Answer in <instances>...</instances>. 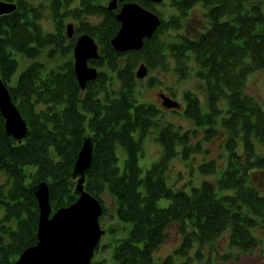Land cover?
Returning <instances> with one entry per match:
<instances>
[{
	"label": "trees",
	"instance_id": "trees-1",
	"mask_svg": "<svg viewBox=\"0 0 264 264\" xmlns=\"http://www.w3.org/2000/svg\"><path fill=\"white\" fill-rule=\"evenodd\" d=\"M4 1L18 7L0 16V75L29 131L23 141L16 140L6 132L0 112V178H5L0 180V264H13L38 242L37 184L48 183L53 212L78 199L73 171L87 136H93L94 148L85 189L100 200L105 214L103 194L108 188L119 218L133 223L130 235L114 250L115 264H175V255L190 258L195 243L197 264H218L228 256L216 248L226 231L231 246L248 250L260 244L254 229L264 223V108L246 86L251 73L264 69V0H123L135 1L161 18L158 30L145 38L143 47L127 52L112 45L121 27L117 12L123 1L110 10V0H49L53 30L43 27L39 10L43 5L38 1ZM196 7L203 19L189 27L186 19L192 18ZM67 19L76 25L77 38L86 33L99 44L100 56L90 61L99 69L98 77L85 88L74 69L77 38L67 42ZM46 49L50 54L61 51L66 60L45 75V64L35 60L15 85L9 84L18 67L17 52L36 58ZM141 64L149 70H170L177 83L196 81L209 105L204 112L197 92L183 88L185 114L197 127L163 126L158 137L162 155L145 175L139 154L162 109L138 100L136 69ZM115 76L120 82L116 88ZM162 82L154 74L146 86ZM174 87L169 86L170 95L162 93L161 98L175 99ZM219 123L228 131L224 137L229 150L228 166L221 176L205 179L191 190L168 185L165 173L180 152L178 146L184 158L190 157L202 148V140L213 141L220 135ZM199 132L202 137L193 142ZM239 139L242 150H238ZM117 144L126 151L123 172L117 165ZM29 165L36 169L29 170ZM200 169L215 173L216 159L203 160ZM162 197L171 200L167 206L159 205ZM172 225L177 226L181 243L157 260L154 253L169 238ZM105 263L106 259L93 258L89 264Z\"/></svg>",
	"mask_w": 264,
	"mask_h": 264
},
{
	"label": "rangeland",
	"instance_id": "rangeland-1",
	"mask_svg": "<svg viewBox=\"0 0 264 264\" xmlns=\"http://www.w3.org/2000/svg\"><path fill=\"white\" fill-rule=\"evenodd\" d=\"M43 7H39L42 13L41 23L43 27L47 30H53L54 22L52 19L50 1L49 0H36ZM78 1V0H77ZM37 3V2H36ZM37 5V4H36ZM192 18L187 17L186 24L189 27L198 26L203 19V13L199 7L193 8L191 11ZM73 24V35L67 37V42L71 41L73 38H77L75 35L76 25L73 20L67 19L65 26ZM49 49L44 50L38 57L31 58L27 57L25 54L17 52L15 57L18 60V67L13 74L9 84L15 85L20 73L35 60L42 61L45 64L43 68V74L45 75L53 68L61 65L66 59L61 51L50 54ZM72 51V49H71ZM73 52V51H72ZM71 52V53H72ZM92 66V65H91ZM96 66V65H94ZM139 67L136 69V73ZM158 75L163 82L159 83L153 87L146 86L147 81L151 75ZM137 75V74H136ZM138 77V76H137ZM137 86V97L140 102H153L156 103L162 111L157 116L158 125L151 128L150 132L143 139L142 150L139 154V165L142 168V174L145 175L148 168H150L155 162H157L163 152V145L159 140L160 130L166 124L172 123L175 127L186 130L188 128H196V122L185 114V103L183 97V88L188 87L194 89L201 99V105L204 112L209 110V105L207 102V97L205 92L199 87L196 81L189 83H177L176 77L170 70H149L148 74L144 77H138ZM113 85L115 88L120 85L118 78L115 76L113 79ZM169 86H176L175 90L177 95L175 99L183 103L181 108L177 110L166 109L162 104V93L169 94ZM248 93L253 95L264 108V69L257 70L251 73L248 77V82L246 86ZM202 128L203 126H199ZM218 127L221 131L220 135L217 136L213 141L202 140V148L195 153H191L190 157L184 158L182 154V147L178 146L179 153L173 157L170 168L165 173L167 184L172 188H178L179 186L187 187L191 190L192 186H200L203 180H216L228 166L229 162V150L226 146L227 137H224L228 131L226 128L222 127L219 123ZM222 129V130H221ZM224 130V131H223ZM136 137H138V132H135ZM203 132H199L194 138L193 142H196L201 138ZM242 140L239 139L238 150H242ZM209 149V151L206 150ZM117 154L118 162L117 165L120 171L123 172L125 168V158L126 151L123 146L117 144ZM215 158L217 164V171L215 173L202 172L200 169V163L203 160H208L209 158ZM29 170H35V165L27 166ZM4 176L2 175L0 180L4 182ZM264 188V186H263ZM141 189H145L141 186ZM264 192V191H263ZM104 205L107 209L106 213L101 216L100 224L105 233L101 237L99 249L95 253V259H106L105 264H115L113 254L116 246L126 237L130 235L133 227V223L130 221H123L119 218L117 213V202L114 196L110 193L107 188L103 194ZM170 199L162 197L159 199L160 206H167L170 203ZM257 237L260 238L261 242L257 247L243 250L236 246L230 245L229 232H224L221 237L216 241V248L219 253L227 254V258L222 260H217L218 264H254L262 259L264 256V223L260 226H255L254 229ZM182 236L177 231V226L172 225L169 228V238L161 245V247L154 253L155 258H165L169 254L173 253L176 247L181 243ZM198 246L195 243L193 246V254L189 253L190 258L186 254L175 255V264H197L198 257L196 255V250ZM206 251V252H205ZM205 256L208 254V249H205ZM214 260L217 258L216 254L213 253Z\"/></svg>",
	"mask_w": 264,
	"mask_h": 264
},
{
	"label": "water",
	"instance_id": "water-1",
	"mask_svg": "<svg viewBox=\"0 0 264 264\" xmlns=\"http://www.w3.org/2000/svg\"><path fill=\"white\" fill-rule=\"evenodd\" d=\"M122 0L109 1L110 10L118 7ZM160 3L163 0H150ZM15 2L0 0V16L14 11ZM117 18L121 27L112 40L113 47L120 52L140 50L145 38H150L158 30L161 18L158 14L134 1L123 2ZM67 35H73V24L67 26ZM100 56L99 45L89 34H82L74 47V69L82 88L86 83L98 77V69L89 65V61ZM148 67L141 64L138 77L148 74ZM163 106L181 108V103L170 96L162 95ZM0 112L5 117V129L16 140L23 141L28 135L29 126L13 100L10 90L0 75ZM93 136H87L74 165V177H77L76 192L78 199L69 206L53 212L50 203L49 186L43 181L35 187L40 218L35 245L26 248L13 264H89L105 233L100 224L103 205L89 193L84 186L86 171L93 158Z\"/></svg>",
	"mask_w": 264,
	"mask_h": 264
},
{
	"label": "flooded vegetation",
	"instance_id": "flooded-vegetation-1",
	"mask_svg": "<svg viewBox=\"0 0 264 264\" xmlns=\"http://www.w3.org/2000/svg\"><path fill=\"white\" fill-rule=\"evenodd\" d=\"M254 264H264V256H262V259L259 260L258 262L254 263Z\"/></svg>",
	"mask_w": 264,
	"mask_h": 264
}]
</instances>
